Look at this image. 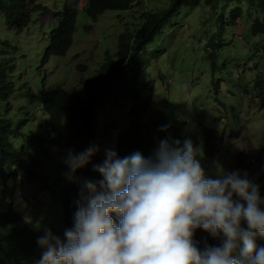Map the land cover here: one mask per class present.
Returning <instances> with one entry per match:
<instances>
[{
	"label": "rangeland",
	"instance_id": "374dc122",
	"mask_svg": "<svg viewBox=\"0 0 264 264\" xmlns=\"http://www.w3.org/2000/svg\"><path fill=\"white\" fill-rule=\"evenodd\" d=\"M40 1L48 4L49 9L33 12L31 21L22 30L11 28L0 13V41L5 40L8 44L9 40L12 46L11 50L3 47L0 56H8L14 62L17 72L14 80L27 84L29 91L23 93L28 96H32L33 91L56 85L82 92L83 80L94 73L105 51L115 49L117 35L126 29L133 30L143 20L146 11L159 9L170 2L133 0L127 9L104 10L92 21L80 7L83 0ZM31 4V1L27 2L28 6ZM63 5L70 8L77 6L70 45L64 55H49L42 61L41 51L51 29L48 21L62 14ZM224 6H228V10L238 6L241 14L231 21H221L223 28L220 35L223 37L215 39L220 44H217L216 54L209 57L206 54L212 45L209 43L210 34L216 28L215 22H209L213 17H210L208 4L193 5L183 12L178 10L172 19L164 22L152 45L145 47L151 53L149 60L145 61L144 72L138 77V88L149 89V81H155V86L143 95L145 102L141 104L139 113L148 127L157 120L162 110L161 118L164 121L166 117V126L175 128L184 140L190 139L199 154L203 149L200 145L203 129L213 128L214 135L208 141L212 151L208 166L201 160L202 155L197 157L206 177L216 178L223 171L247 172L249 179L259 185L262 196L264 174L259 178L254 173L264 172V161L261 169L256 166L257 160H264V103L260 99L264 92V34L256 37L246 28L248 17L256 16L250 4L245 1L233 5L220 4L221 10L226 13L228 10ZM39 61L42 62L39 64ZM121 101L114 108L117 116L112 112L109 101L102 115L103 120H96V132H109L113 126L123 125L120 120L126 117L124 109L130 102L126 98ZM112 119L115 120L111 123ZM196 144H199L198 148ZM240 151L244 152L247 161L245 168L237 163L236 155ZM41 164L45 170L49 162L42 160ZM50 168L49 180L56 179L57 186H60L66 170L58 169L54 164ZM9 189L13 206L18 207L23 217L29 212V217L36 212H50V218L56 216L53 204L48 208L45 204L53 198L57 199L59 187L54 189V195L50 189L36 188L35 183L22 190L18 182H13ZM25 196L32 199L27 200ZM196 233L204 232L197 229Z\"/></svg>",
	"mask_w": 264,
	"mask_h": 264
},
{
	"label": "trees",
	"instance_id": "16d2710c",
	"mask_svg": "<svg viewBox=\"0 0 264 264\" xmlns=\"http://www.w3.org/2000/svg\"><path fill=\"white\" fill-rule=\"evenodd\" d=\"M29 1L32 4L28 6ZM132 1L83 0L80 7L94 21L104 10H124ZM238 1L250 4L256 14L248 17L246 28L256 37L264 34V0H170L164 7L146 11L143 20L133 30L126 29L117 35L115 49L111 52L105 51L104 58L94 73L83 80L82 92L56 85L33 91L32 96L24 95L23 92L27 93L29 88L25 82L23 84L14 80L17 77L16 65L10 57L0 56V264H37L44 251L38 244V239L49 230L53 235L63 238L64 231L73 226L80 183L66 178L62 185L57 186L56 181L47 179L50 165L54 164L58 169L61 166L68 168L65 160L69 150L80 153L92 145L99 147V152L91 158V162L76 172V177L80 180L95 182L102 179V176L94 171L93 166L103 162L106 150H113L120 157L140 151L148 157L153 154L161 140H180L183 143L184 137L175 128L166 126V117L162 121V110L157 120L148 127L139 113L141 104L145 102L143 95L152 90L155 82H148L149 89L138 88V77L144 72L147 65L145 61L149 60L151 53L146 48L152 45L159 31L163 29L164 22L172 19L176 11L183 12L191 9L193 5L208 4L210 17H213L209 22H215L216 29L210 34L209 43L212 45L208 47L206 55L209 57L216 54L217 44L220 43L215 39L223 37L220 35L223 28L221 21H231L241 14L238 6L229 10L228 6H224L228 10L224 13L220 4L233 5ZM47 9L48 4L40 0H0L2 17L16 30H22L29 24L33 12ZM61 11L62 14L48 21L51 29L49 36L46 34L48 39L41 51L42 61L49 55H64L70 45L77 6L70 8L63 5ZM8 44L5 40L0 41V53L3 47L12 49L9 40ZM222 66H225V62H222ZM125 98L130 105L124 109L126 117L123 116L120 120L123 125L113 126V131L96 132V120H103L102 115L109 101L112 103V112L117 116L118 112L114 108ZM260 99L264 103V92ZM162 128L166 130H161ZM203 132L200 143L203 149L200 154L197 152V157L202 155L201 160L208 166L212 157L208 141L214 135V129L205 128ZM195 146L198 148L199 144ZM236 159L239 166H247L244 152H238ZM42 160L49 162L45 170ZM263 161L257 160L256 166L259 169L262 168ZM263 174L264 172L254 173L259 178ZM39 177L43 178L39 185L60 188L58 198L53 202L56 216L50 218V212H36L29 217V212L28 216L23 217L18 212V207L12 204L9 187L13 182H18L21 189L25 190L33 184V179ZM25 198L31 199L30 196ZM194 240L203 249L204 240L200 236L194 237ZM256 243L264 246V238L258 237Z\"/></svg>",
	"mask_w": 264,
	"mask_h": 264
},
{
	"label": "clouds",
	"instance_id": "9594fccd",
	"mask_svg": "<svg viewBox=\"0 0 264 264\" xmlns=\"http://www.w3.org/2000/svg\"><path fill=\"white\" fill-rule=\"evenodd\" d=\"M99 150H69L62 184L66 178L80 183L73 226L63 238L49 230L38 239L44 251L37 264H264V246L256 243L264 238V199L247 172L207 178L186 139L161 140L148 157L106 150L93 166L102 179L77 178ZM42 180L32 182L52 194Z\"/></svg>",
	"mask_w": 264,
	"mask_h": 264
},
{
	"label": "bare ground",
	"instance_id": "6f19581e",
	"mask_svg": "<svg viewBox=\"0 0 264 264\" xmlns=\"http://www.w3.org/2000/svg\"><path fill=\"white\" fill-rule=\"evenodd\" d=\"M34 111V110H33ZM36 112V111H35ZM39 117V116H38ZM37 121V120H36ZM39 121V120H38ZM42 134V133H41ZM20 139V138H19ZM28 142V141H27ZM56 154V153H55Z\"/></svg>",
	"mask_w": 264,
	"mask_h": 264
}]
</instances>
